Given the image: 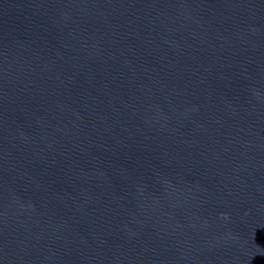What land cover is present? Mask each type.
I'll list each match as a JSON object with an SVG mask.
<instances>
[{
  "label": "water",
  "instance_id": "obj_1",
  "mask_svg": "<svg viewBox=\"0 0 264 264\" xmlns=\"http://www.w3.org/2000/svg\"><path fill=\"white\" fill-rule=\"evenodd\" d=\"M0 264H264V0H0Z\"/></svg>",
  "mask_w": 264,
  "mask_h": 264
}]
</instances>
